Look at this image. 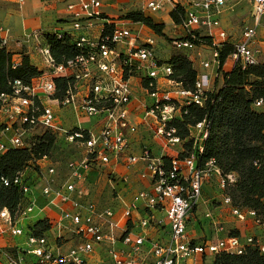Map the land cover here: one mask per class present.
Segmentation results:
<instances>
[{"label":"built area","instance_id":"obj_1","mask_svg":"<svg viewBox=\"0 0 264 264\" xmlns=\"http://www.w3.org/2000/svg\"><path fill=\"white\" fill-rule=\"evenodd\" d=\"M60 1L65 3L67 12L66 20L60 23L70 27H58L50 33L35 31L25 37V43L39 55L43 72L29 86L14 81L11 94L0 95V156L10 149L33 146L35 139L48 131L74 146L78 158L68 161L62 179L46 157L36 162L32 178L29 170L14 178L13 185L24 199L14 211L5 208L0 211V241L5 237L14 241L10 246L0 244V264H28V259H34L35 264H214L207 263L206 258L214 260L221 254L241 256L247 247L264 252V245L255 237L241 239L229 233L223 236L224 230L211 212L205 218L216 233L214 239L198 242L188 232V223L201 202L204 183L215 176L225 190L234 183L233 175L223 177L212 161L199 168L194 154L171 158L166 166L147 146L142 147L140 156L131 152V137L148 119L155 125L153 137L162 140L166 148L181 145L183 142L169 124L180 119L183 107L192 104L203 107L204 93L211 89L208 76L198 74L194 92L183 90L171 79V66L155 52L158 36L144 37L126 25L131 22L108 18L102 12L100 0ZM228 1L144 0L137 11L156 14L166 5L171 11L176 6L182 7L184 17L180 25L174 26L183 32L185 39L175 41V49L192 53L206 47L196 44L199 42L196 33L208 36L211 58L199 61L200 67L207 70L212 63L217 65L218 50L229 43L221 24L224 11L229 9ZM23 2L15 0L18 5ZM249 2L252 25L244 27L239 40L232 44V61L243 69L262 63L256 38L257 29L264 23V0ZM45 35L57 40L70 38L77 55L57 63ZM8 42L7 37L0 38V48L5 49ZM133 79L140 83L147 81L144 100L151 101L146 103L140 122L130 109L134 99ZM57 80L62 82L61 87L56 85ZM254 105L263 106L264 99ZM54 107L69 109L77 119L96 116L102 120L95 131L78 127L66 130ZM205 127V123H199L191 131L199 143V154L203 152L201 143L207 138ZM112 162L127 168L142 163L144 172L140 178L149 184L147 189L131 193L128 202L120 196V190L113 189L114 199L122 205L120 216L114 204L102 206L93 199L89 183L90 173L101 171ZM108 181L115 187L128 185L126 177L112 171ZM4 185L8 186V182ZM37 195L44 200V207L37 204ZM223 205L229 207L238 222L250 218L264 228V222L254 211L232 207L226 195ZM35 209L44 216L42 220L49 230L37 236L30 229L36 222L29 225L24 249L16 242L23 235L18 225L30 218L28 215ZM66 236H71L73 242L63 250L59 243Z\"/></svg>","mask_w":264,"mask_h":264},{"label":"trees","instance_id":"obj_2","mask_svg":"<svg viewBox=\"0 0 264 264\" xmlns=\"http://www.w3.org/2000/svg\"><path fill=\"white\" fill-rule=\"evenodd\" d=\"M169 16L172 23L178 26L184 17V9L176 6ZM118 20L140 23L156 36H164L165 25L156 23L140 11L129 12ZM196 35L198 46L211 45L208 36ZM44 38L57 63L77 55L70 38L57 40L51 35ZM233 53L234 47L230 42L218 50L216 77L212 89L204 93L203 107L193 104L183 107L180 119L172 121L169 127L183 142V152L178 157L194 154L199 168L212 161L223 177L233 175L234 183L224 190V195L230 197L232 207L254 211L257 218L264 222V112L256 111L254 105L264 99V63L244 69L236 63L225 72L223 67ZM166 63L172 69L171 79L179 83L183 90L194 92L198 73L189 57L177 56ZM40 75L41 72L30 64L27 56H23L21 63L13 68L12 54L0 48V95H10L14 81L29 86ZM56 85L61 87L62 82L57 80ZM141 85L146 88L147 81L142 80ZM199 123H205L207 131V138L201 143L202 154L198 153L199 143L191 135L192 129ZM56 139L57 135L45 131L35 139L33 146L10 149L0 156V211L4 208L14 211L23 202L21 192L13 185L14 178L25 170L35 172L36 162L43 157L51 160ZM63 144L70 146L66 142ZM162 160L167 166L170 158ZM5 181L8 186L4 185ZM30 229L35 235L43 236L49 226L46 221L39 220ZM229 235L239 236V233ZM212 263L264 264V252L257 247H247L241 256L221 254Z\"/></svg>","mask_w":264,"mask_h":264},{"label":"crops","instance_id":"obj_3","mask_svg":"<svg viewBox=\"0 0 264 264\" xmlns=\"http://www.w3.org/2000/svg\"><path fill=\"white\" fill-rule=\"evenodd\" d=\"M103 3L102 12L108 18L115 21L118 20L123 15H126L129 12L140 10L141 4L144 0H100ZM164 13L166 14H152L145 12L146 16L151 17L154 21L158 20L156 23L164 24H173L170 19L171 7L165 6ZM158 15V16H154ZM167 15V16H161ZM67 12L65 9V3L60 0H24L21 5L15 3V0H0V27L3 29V32L0 33V38H8V46L5 48L7 52L12 54V65L20 64L23 56L29 58L30 64L35 67L39 72H43V65L40 60L39 55L33 50V47L25 43V37L31 35L35 31H43L45 33H50L53 30H57L58 23L66 20ZM161 20V21H159ZM169 21V23L167 22ZM132 27L134 30L140 31L144 37H154L155 34L144 27L140 23H130L126 24ZM174 25V24H173ZM156 37V36H155ZM157 38V48L163 49V44L159 41L160 37ZM157 53V51H156ZM159 56V50L157 53ZM232 59V58H231ZM161 60V58H160ZM191 60V59H190ZM164 61V60H162ZM192 61V60H191ZM194 62V61H192ZM199 65V64H198ZM228 65V60L225 63L224 67ZM200 66V65H199ZM234 66L232 61L231 66L225 72H228ZM198 74L207 75L209 78L210 88L214 84L216 77L217 65L212 63L210 68L199 72V69L193 66ZM132 90L134 99L130 105V109L133 111L135 116L142 118L144 116V107L146 106L147 101L144 100V91L140 82L136 79L131 80ZM162 83H160V86ZM210 89V90H211ZM258 112H264V105L256 108ZM143 122V120H142ZM155 125L151 119L146 121V124L138 126L137 132L131 137V152L133 155L140 156L142 147L147 146L152 154L158 158H175L183 152V145L166 148L163 141L153 137L152 131ZM183 144V143H182ZM181 149V150H180ZM176 151L180 152L177 153ZM176 152V153H175ZM176 154V155H175ZM114 172L119 177H126L128 179V185H112L108 181V176L110 172ZM143 164L138 163L132 167H125L122 163L113 162L110 166L101 169V171L96 170L89 174V183L92 186V197L100 205H109L114 204V207L117 209V216L121 214V203L119 200L114 199L113 189L120 190V196H123L124 201H130V194L143 189H147L149 184L147 180H142L140 174L143 173ZM215 178V176H213ZM215 179H219L216 177ZM209 181V180H208ZM207 182V181H206ZM204 183L203 193L207 190V183ZM206 184V185H205ZM37 204L40 207L45 206L44 200L37 195ZM64 208H69L64 206ZM41 215V214H40ZM38 216V215H37ZM35 216V217H37ZM34 217H32L33 219ZM217 218V217H216ZM216 220V219H215ZM217 221V220H216ZM235 223V230L238 231L239 237L241 239L247 237H255L258 239L260 244L264 245V228L257 226L252 219L248 218L244 223L233 220ZM220 223V222H219ZM211 222L209 221L206 225L202 223L199 219L198 222L194 223V227H197L193 234L190 235L200 241L210 240L208 235H210V226ZM203 239V240H201ZM199 241V242H200ZM14 243L10 238L5 237L0 241L2 246H10Z\"/></svg>","mask_w":264,"mask_h":264},{"label":"rangeland","instance_id":"obj_4","mask_svg":"<svg viewBox=\"0 0 264 264\" xmlns=\"http://www.w3.org/2000/svg\"><path fill=\"white\" fill-rule=\"evenodd\" d=\"M229 9L225 10L223 13V16L221 18V24L222 28L225 31L228 41L230 43H235L239 40L241 32L244 27L252 25L251 19H250V2L249 0H229ZM165 10L160 11L158 13L166 14L164 13ZM158 16V15H154ZM161 16H167V15H161ZM161 21V20H159ZM155 22H158L156 20ZM169 23V21H167ZM58 27H62L64 29H67L70 27V24L66 23H58ZM163 37L159 38V41L163 44V49H155V52L159 50V56L161 60L164 61H170L174 57L177 56H188L191 60H194L193 66L197 67L199 69V72H202L203 69L198 65L199 61L204 60L208 61L211 58V51L209 47H203L201 49H198L194 52H187L185 50H177L175 49L174 42L177 40H180L183 36V32L176 28L173 24H167L164 27L163 30ZM257 42L261 49V55L259 57V61L264 63V23L257 29ZM156 53V54H157ZM197 53H199V57H197ZM232 63V59L230 58L228 60V65L226 67H223V70L226 71L230 68ZM39 95H42L39 93ZM146 97V94L144 93V98ZM146 101L151 104L150 99L146 98ZM56 112V116L58 117L59 121H61L64 125V128L66 130L71 129L72 127H78L84 130L88 131H95L97 128L98 123L102 120V117H82V118H75L71 111L69 109H58L56 107L53 108ZM35 133H43L42 131H36ZM34 133V135H36ZM63 143L65 141L63 138L58 137L56 139V143L54 145L53 150L51 151V160L50 164H53L55 169L59 172L60 179L63 178L64 174L66 173V164L71 159L78 158V151L74 146H66ZM183 144H181L182 146ZM171 148V151L174 149ZM181 150V149H180ZM177 153H180L176 151ZM175 152V153H176ZM176 155V154H175ZM29 176L32 178L34 176V171H29ZM216 178V177H215ZM213 176L207 181V190L203 193L202 191V198L201 202L194 214V216L191 218V221L188 223L189 229L188 232L193 234V231L197 227H194V223L198 222L200 219L204 225H206L209 220L205 218V214L208 212L212 213V216L216 222H220L221 227L224 230L223 236L226 234H232L234 232H238L235 230V223L233 220H236V218L231 214L229 207L223 205V196H224V190L220 188L219 179H215ZM205 187V186H204ZM203 187V189H204ZM140 203V202H139ZM38 215V216H37ZM30 218H25L21 223H19L18 228L22 229L23 235L21 237L16 238V242L23 246L24 249L27 248L26 242H27V228L29 225L34 224L38 220H42L44 218L43 215H40L38 213V209H35L32 215H28ZM37 216V217H35ZM146 216V215H145ZM32 217H34L32 219ZM217 217V218H216ZM159 219H162L163 216L158 215ZM211 226V225H210ZM220 236V237H223ZM216 237V233L214 232L213 227H210V235H208V239L212 240ZM54 238V236H53ZM51 241L52 235L50 236ZM203 240V239H201ZM198 242L200 240H197ZM71 236H66L59 244L60 247L64 250L65 248L69 247L72 244ZM28 264H35L34 259H28ZM207 263H211L213 261V258L207 257L205 260Z\"/></svg>","mask_w":264,"mask_h":264}]
</instances>
